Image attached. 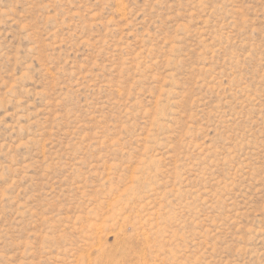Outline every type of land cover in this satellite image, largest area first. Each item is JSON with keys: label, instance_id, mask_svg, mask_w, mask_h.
<instances>
[{"label": "rangeland", "instance_id": "1", "mask_svg": "<svg viewBox=\"0 0 264 264\" xmlns=\"http://www.w3.org/2000/svg\"><path fill=\"white\" fill-rule=\"evenodd\" d=\"M0 264H264V0H0Z\"/></svg>", "mask_w": 264, "mask_h": 264}]
</instances>
